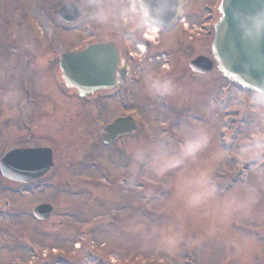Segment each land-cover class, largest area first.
<instances>
[{
	"label": "rangeland",
	"instance_id": "rangeland-1",
	"mask_svg": "<svg viewBox=\"0 0 264 264\" xmlns=\"http://www.w3.org/2000/svg\"><path fill=\"white\" fill-rule=\"evenodd\" d=\"M214 2L217 6L218 2ZM7 3V0H1L0 6H7ZM214 7L212 0H191V20L179 24L172 33L174 38L170 36L172 38L169 40L168 36L157 35L156 29L144 19L137 20L139 34L142 35L140 43L146 41L151 45L150 50L144 49L142 44L133 48V53L141 61L139 64L144 70L141 72L139 69L136 74L141 80L149 69L156 70V75L170 74L178 92L175 98L151 97L144 91V83L135 86L131 97L135 106L133 110L138 111L137 116L143 120L144 126L148 124V130L139 125L137 134L120 141V144L125 149L129 140L142 137L153 129L174 136L175 129L182 124L207 122L205 109L210 104H215L214 126L218 131L216 142L231 153L219 167L217 179L222 188L229 190L242 183L248 175L249 164L243 161L239 153L247 146L248 132L257 120L253 111L257 105L253 104V98L258 100L260 97L223 87L225 83L216 70L208 74L188 75V62L199 55L207 56L210 53V42L204 38L198 26L208 24L202 19L207 15V10ZM1 9V13L5 14V8ZM89 29L96 34L109 33L92 25ZM64 39L75 46L86 40V37L68 35ZM163 49L173 53L167 65L164 58L156 55L157 51ZM115 114H118V110L113 105L102 117L107 122ZM89 130L92 133L93 129ZM101 130L102 127L97 129ZM107 151H99L103 153L100 162L112 177V182H74L76 178H80V174L77 173L79 177L70 176L74 170L63 169L67 171L63 175L71 184L66 191L64 182L59 180L55 184L57 194L56 190H46L42 195L21 200L23 210L20 219L0 218V264H239L237 260L230 258V253L223 244L226 237L205 236L198 246L182 244L172 255L144 247L139 234L133 230L132 223L137 220L166 223L171 218L170 180L156 179L151 174L141 173L138 175L140 183L135 184L134 190L120 187V184L113 182V177L119 171L123 159L118 157L120 153ZM258 164H264V161H259ZM86 177L87 174L82 178ZM1 185L3 184L0 182ZM72 190L83 193L72 196ZM64 191V194H60ZM0 196V200H7L16 207L15 197L2 196L1 193ZM34 202H49L53 206V212L47 221L39 224L32 222L28 214ZM64 213H68L69 217H64ZM90 224L94 225L90 230L89 227H84ZM240 233L247 234L253 241V251L247 264H264V199L254 209L252 218L237 219L228 235ZM30 248L35 250L33 254L37 259H32L34 255L30 253Z\"/></svg>",
	"mask_w": 264,
	"mask_h": 264
},
{
	"label": "flooded vegetation",
	"instance_id": "flooded-vegetation-1",
	"mask_svg": "<svg viewBox=\"0 0 264 264\" xmlns=\"http://www.w3.org/2000/svg\"><path fill=\"white\" fill-rule=\"evenodd\" d=\"M7 1V6H0V9L5 8V14L0 11V163L6 154L14 150L44 151L40 162L46 163L49 159L51 162L43 177L27 185L6 179L0 173V182L8 189L0 191L1 195L17 199L16 207L7 200H0V204L3 203L0 210L7 211L6 214L11 218L8 220H15L22 215L21 200L42 195L46 190L54 192L55 184L59 180L67 188L70 187L67 177L63 175L67 171L63 169H73L70 176L80 174V178H76L74 182L102 183L106 179L112 181V177L101 166L103 153L99 151L107 152V148L113 146V150L120 153L118 157L127 161L120 141L136 134L120 136L105 146L102 130L117 118L137 114V110H133L135 106L131 97L134 87L143 83V79L136 74L141 69V61L137 60L133 48L142 43L144 49L150 50V45L140 43L142 35L139 34L137 24L123 32L112 33V37L98 34L91 39L83 32L84 26L89 27L90 24L81 14L75 23H66L59 17L58 12L64 7V0ZM183 1L180 17L190 21L191 0ZM177 27L178 25L175 29ZM158 34L168 36L169 40L172 33L159 31ZM68 35L85 36L86 40L74 46L64 39ZM91 40L102 43L115 41L120 55L119 68L126 70L127 75L114 90L98 91L81 98L65 84L59 62L61 55L83 48ZM10 89L19 93L15 104L6 103L4 100ZM113 105L118 114L109 117V121L105 122L102 116ZM95 126L97 129L102 127V130L97 131ZM89 129H93L92 133ZM33 162L30 159L28 162L23 161L27 166L36 164ZM128 167V162L124 168L119 166V173L113 177V182L117 181L125 188L132 189L138 176L133 177L127 171ZM86 174L87 177L82 178ZM10 185L18 190L10 191ZM41 204L49 202H34L30 211ZM51 207L53 208L52 205Z\"/></svg>",
	"mask_w": 264,
	"mask_h": 264
},
{
	"label": "clouds",
	"instance_id": "clouds-1",
	"mask_svg": "<svg viewBox=\"0 0 264 264\" xmlns=\"http://www.w3.org/2000/svg\"><path fill=\"white\" fill-rule=\"evenodd\" d=\"M75 5L81 16L92 26L109 32L123 31L146 19L150 11L143 0H64ZM234 20L245 39L264 37V5L250 12H237ZM149 69L143 77L144 91L151 97L175 98L177 86L170 74L156 75ZM19 93L10 89L6 103L15 104ZM256 123L248 132V144L240 151L249 164L242 183L229 190L221 187L218 169L229 152L217 144L215 104L205 109L207 122L182 124L169 136L153 129L146 135L128 141L125 155L133 176L151 174L156 179H169L171 217L166 223L148 220L133 221L144 247L172 255L180 245L198 246L207 236L224 238L230 258L247 264L253 241L244 233L228 235L237 219H251L259 202L264 199V97L253 98ZM197 225L198 227H193ZM197 228L199 231H197Z\"/></svg>",
	"mask_w": 264,
	"mask_h": 264
},
{
	"label": "water",
	"instance_id": "water-1",
	"mask_svg": "<svg viewBox=\"0 0 264 264\" xmlns=\"http://www.w3.org/2000/svg\"><path fill=\"white\" fill-rule=\"evenodd\" d=\"M143 4L150 11L149 21L160 26H168L171 25L181 0H143ZM262 5L264 0H222L218 8L220 18L214 26L211 51L215 67L225 79L244 90L264 96V37L256 40L243 38L234 20L235 13L250 12ZM62 61L65 79L71 82L72 84H69L81 95L114 86L117 57L113 47L92 46L83 53L65 55ZM70 64H73L71 76L67 72ZM189 66L198 73H207L212 69V63L202 57L192 61ZM124 124L119 120L105 132L113 136L121 134ZM12 157L2 162L1 169L5 177L16 179L19 178L22 169L15 163L24 158L38 161L40 153L31 152L27 157L19 153ZM36 168L37 171L24 182L36 179L48 166ZM44 208L46 207L36 209L35 214L41 213L42 218L47 217L49 210L44 211Z\"/></svg>",
	"mask_w": 264,
	"mask_h": 264
}]
</instances>
